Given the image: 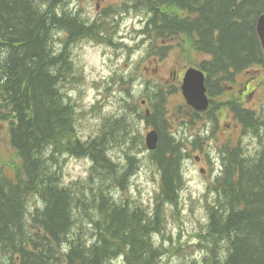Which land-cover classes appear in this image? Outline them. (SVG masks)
<instances>
[{
  "label": "trees",
  "instance_id": "obj_1",
  "mask_svg": "<svg viewBox=\"0 0 264 264\" xmlns=\"http://www.w3.org/2000/svg\"><path fill=\"white\" fill-rule=\"evenodd\" d=\"M67 1L0 0V121L8 123L20 159L14 176L0 166V264H167L162 260L168 248L157 237L166 232V207L178 203L181 165L190 156L185 140L168 130L166 99L175 88L145 80L151 114L138 109L137 118L155 126L156 150L143 151L144 134H131L119 118L107 117L101 136L82 142L75 131L76 103L64 88L74 70L67 48L85 36L95 38L104 27L67 8ZM63 5L67 10L60 9ZM125 7L145 15L136 34L152 42L154 56L167 57L165 46L179 43L186 66L206 71L210 105L188 120L213 126L192 134V141L208 142L224 112L243 134L256 138L254 144L240 137L217 148L221 170L211 184L216 196L205 205L199 256L181 254L179 263L264 264V109L247 107V94L231 91L238 73L264 65L256 31L264 0H125ZM63 36L58 47L55 40ZM198 52L209 58L195 60L191 54ZM139 105L134 99V109ZM133 112L124 115L132 118ZM113 143L123 149L127 163L110 155ZM56 152L92 156L101 172L84 194L60 183L57 161L47 158ZM148 158L159 183L152 211L116 198L111 190L125 188ZM29 195L39 202L35 208ZM80 200L96 210L91 238H83L75 219Z\"/></svg>",
  "mask_w": 264,
  "mask_h": 264
},
{
  "label": "rangeland",
  "instance_id": "obj_2",
  "mask_svg": "<svg viewBox=\"0 0 264 264\" xmlns=\"http://www.w3.org/2000/svg\"><path fill=\"white\" fill-rule=\"evenodd\" d=\"M99 2L100 7L104 4L109 5V3H113L115 6H109L99 13L101 9L98 8ZM122 2L123 0H68L65 3L67 8L75 11L80 10L83 17L95 18L104 27L94 36L95 38L85 36L78 43L69 44L67 48L69 50L68 57L74 70L64 88L77 105L79 115L77 134L82 140L94 137L98 134L96 132L100 119L102 130L107 117L111 118L115 113H119L118 116L123 117L131 134L136 135L137 131H140L145 135L152 126L145 122V124L140 123L137 116L128 118L122 113L133 108L134 99L141 101L150 95V89L145 84V80H149L153 84L165 85V88L172 84L178 85V87L175 85V92L167 95L166 113L170 124L168 130L175 132L189 146L190 143L187 140L192 133L205 132L210 126H213V123L204 124L202 122L190 126L188 120L192 110L183 102L181 84L178 80L186 69L194 65L186 66V52L181 50L179 43L165 46L169 53L167 57L158 59L154 56L150 50L152 42L148 38L142 40L136 34L138 29L143 28L145 15L138 11L137 13L126 11L125 4L119 7ZM63 7L64 5L60 9H64ZM95 30L97 31L98 28ZM64 37L56 38L55 42L58 47L63 45ZM176 40L174 38L170 42ZM191 55L198 61L209 58L208 55L200 52ZM179 62L184 64H178ZM177 65L182 68H179L176 81L175 79L171 80L170 72ZM252 74H255V78H252ZM231 86H233L231 89L233 94L236 91L246 92L248 105L260 109L264 105V66L252 67L249 72L239 73ZM247 87L249 88L247 89ZM93 134L95 135L92 136ZM240 137L246 141L253 139L250 135L241 132V126L232 118V115H227V112L219 113L217 124L209 134L208 142L203 140L200 143L201 150L194 147L191 152H188L190 157L185 164L181 165L184 184L179 193L178 208L174 210L167 208V211L164 212L166 232L163 236L157 237L168 248L165 260L162 261L167 264H180L181 254L193 256L198 253L199 248L194 243L197 241V234L203 230L207 217L205 205L211 204L214 198L211 180L219 168L216 150L224 143L237 140ZM110 149L111 155L116 161L122 163L129 160L117 143H113ZM124 149L127 151L126 148ZM197 155H200V159H197ZM146 161H140V166L135 172L136 175H132L127 180L125 188L118 186L112 192L115 193L116 198L130 201L132 206L141 203L147 209H152L159 188L158 171L151 158ZM18 163V157L11 144L9 125L2 120L0 121V166L12 175L13 166ZM90 168H92V164L89 161L73 159L68 156L62 164L63 184L71 185L76 182L78 188H72L73 192L78 195L84 194L86 186L83 185L89 175L96 176L101 172L98 170L90 173L88 171ZM80 201L79 209L75 211V219L79 224V232L82 233L83 238H91L95 234L93 222L98 218L96 210L84 204V200ZM28 202L34 208L39 204L32 195H29ZM166 235L174 237L177 245L171 244Z\"/></svg>",
  "mask_w": 264,
  "mask_h": 264
},
{
  "label": "water",
  "instance_id": "obj_3",
  "mask_svg": "<svg viewBox=\"0 0 264 264\" xmlns=\"http://www.w3.org/2000/svg\"><path fill=\"white\" fill-rule=\"evenodd\" d=\"M257 30L264 46V14L258 20ZM182 89L189 104L198 110L206 107L208 100L203 72L194 68L188 69L183 79ZM156 139L157 135L155 133L148 135V145L150 148H155Z\"/></svg>",
  "mask_w": 264,
  "mask_h": 264
},
{
  "label": "bare ground",
  "instance_id": "obj_4",
  "mask_svg": "<svg viewBox=\"0 0 264 264\" xmlns=\"http://www.w3.org/2000/svg\"><path fill=\"white\" fill-rule=\"evenodd\" d=\"M183 154V153H182ZM262 191V190H261ZM11 256V255H10Z\"/></svg>",
  "mask_w": 264,
  "mask_h": 264
}]
</instances>
